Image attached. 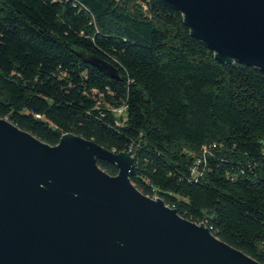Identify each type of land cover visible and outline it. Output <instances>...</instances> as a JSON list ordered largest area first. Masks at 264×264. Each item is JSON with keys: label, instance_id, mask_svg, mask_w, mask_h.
<instances>
[{"label": "trees", "instance_id": "1", "mask_svg": "<svg viewBox=\"0 0 264 264\" xmlns=\"http://www.w3.org/2000/svg\"><path fill=\"white\" fill-rule=\"evenodd\" d=\"M0 118L130 153L139 191L264 264V72L218 62L173 6L0 0Z\"/></svg>", "mask_w": 264, "mask_h": 264}, {"label": "water", "instance_id": "2", "mask_svg": "<svg viewBox=\"0 0 264 264\" xmlns=\"http://www.w3.org/2000/svg\"><path fill=\"white\" fill-rule=\"evenodd\" d=\"M162 1L218 62L264 72V0ZM134 175L130 153L73 134L51 146L0 118V264H261L144 195Z\"/></svg>", "mask_w": 264, "mask_h": 264}, {"label": "built area", "instance_id": "3", "mask_svg": "<svg viewBox=\"0 0 264 264\" xmlns=\"http://www.w3.org/2000/svg\"><path fill=\"white\" fill-rule=\"evenodd\" d=\"M114 112H115V114H116L118 117H122V116L125 114V108H121V109L114 110ZM200 164H201V160H198L196 167H194V168L192 169V173H193V175H194L195 177L198 176V168H197V167H198V165H200Z\"/></svg>", "mask_w": 264, "mask_h": 264}]
</instances>
